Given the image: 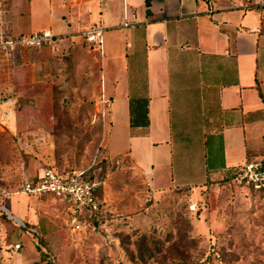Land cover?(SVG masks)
I'll return each instance as SVG.
<instances>
[{
    "label": "rangeland",
    "instance_id": "obj_1",
    "mask_svg": "<svg viewBox=\"0 0 264 264\" xmlns=\"http://www.w3.org/2000/svg\"><path fill=\"white\" fill-rule=\"evenodd\" d=\"M98 94L99 63L84 43L0 62V264H264V193L231 179L202 190L195 174L192 193L153 194L127 159L108 158ZM49 167L100 184L95 221L74 229L61 204L23 193ZM17 196L28 205H8Z\"/></svg>",
    "mask_w": 264,
    "mask_h": 264
},
{
    "label": "crops",
    "instance_id": "obj_2",
    "mask_svg": "<svg viewBox=\"0 0 264 264\" xmlns=\"http://www.w3.org/2000/svg\"><path fill=\"white\" fill-rule=\"evenodd\" d=\"M0 14L14 36L50 31L96 54L107 156L153 194L230 179L263 148L264 0H0ZM96 25L100 46L83 36ZM130 97L148 99L146 137L130 135Z\"/></svg>",
    "mask_w": 264,
    "mask_h": 264
},
{
    "label": "built area",
    "instance_id": "obj_3",
    "mask_svg": "<svg viewBox=\"0 0 264 264\" xmlns=\"http://www.w3.org/2000/svg\"><path fill=\"white\" fill-rule=\"evenodd\" d=\"M103 29L93 26L83 36L87 43L100 46ZM56 37L50 31L14 36L7 32L0 14V61L9 63L16 52L40 51L55 45ZM231 179L247 188L264 191V156L250 159L233 170ZM99 183L88 180L84 172L63 176L57 169L49 167L41 176L35 177L23 186V193L34 198L49 197L61 204L69 214L74 229H79L80 219L98 216L100 203L97 198ZM16 249L20 246L16 245Z\"/></svg>",
    "mask_w": 264,
    "mask_h": 264
},
{
    "label": "trees",
    "instance_id": "obj_4",
    "mask_svg": "<svg viewBox=\"0 0 264 264\" xmlns=\"http://www.w3.org/2000/svg\"><path fill=\"white\" fill-rule=\"evenodd\" d=\"M27 52H33L32 50ZM1 62V61H0ZM4 63V62H3ZM130 135L131 137H146L148 135L149 130V119H148V99L147 98H139V97H130ZM264 156V146L261 149L260 152L256 153L255 155L248 154V161L253 158L262 157ZM118 159H124V158H115L113 160ZM128 160V159H127ZM129 161V160H128ZM62 174V173H61ZM63 176H69L64 175ZM231 179V178H230ZM230 179H223L218 181H209L207 186L209 184H222L226 183ZM232 181V179H231ZM100 184L97 189V198L99 193ZM184 190V189H179ZM250 190H253L250 188ZM184 191H187L189 193L188 189H185ZM255 192H261L264 193V191H256ZM100 214V213H99ZM87 219L91 221H95L97 219V216H88ZM84 219V218H81ZM80 219V221H81ZM148 239L146 237H142L137 245V258L141 262H146L148 259H151L153 257V254L151 253L149 247L147 246ZM150 244H156V247L159 243H150Z\"/></svg>",
    "mask_w": 264,
    "mask_h": 264
}]
</instances>
